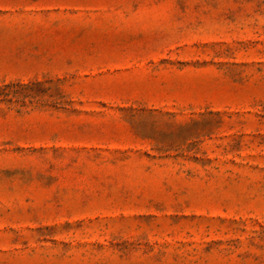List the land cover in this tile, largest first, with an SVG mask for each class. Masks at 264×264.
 <instances>
[{
	"label": "rangeland",
	"instance_id": "1",
	"mask_svg": "<svg viewBox=\"0 0 264 264\" xmlns=\"http://www.w3.org/2000/svg\"><path fill=\"white\" fill-rule=\"evenodd\" d=\"M0 264H264V0H0Z\"/></svg>",
	"mask_w": 264,
	"mask_h": 264
}]
</instances>
